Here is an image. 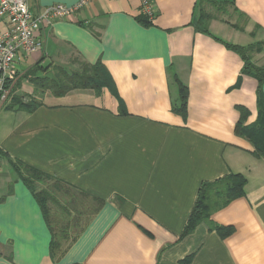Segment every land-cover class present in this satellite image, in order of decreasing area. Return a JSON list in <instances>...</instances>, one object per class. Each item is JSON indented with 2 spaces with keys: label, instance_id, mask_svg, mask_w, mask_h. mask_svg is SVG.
Masks as SVG:
<instances>
[{
  "label": "crops",
  "instance_id": "0c3cea01",
  "mask_svg": "<svg viewBox=\"0 0 264 264\" xmlns=\"http://www.w3.org/2000/svg\"><path fill=\"white\" fill-rule=\"evenodd\" d=\"M199 1L153 0L144 24L141 0H87L42 24L41 49L18 54L17 93L42 104L0 109V264H264V155L244 135L259 122L264 81L244 74L234 49L264 40V0H230L251 28L217 18L210 33L196 25ZM72 55L103 64L113 91L36 93L26 75L67 68ZM8 159L51 178L38 187L60 180L88 195L83 231L55 256L43 209ZM231 173L246 193L212 220L234 232L201 223L183 236L202 184Z\"/></svg>",
  "mask_w": 264,
  "mask_h": 264
},
{
  "label": "trees",
  "instance_id": "16d2710c",
  "mask_svg": "<svg viewBox=\"0 0 264 264\" xmlns=\"http://www.w3.org/2000/svg\"><path fill=\"white\" fill-rule=\"evenodd\" d=\"M214 3L213 5L217 6V3ZM217 7L218 9L220 8V6ZM235 10L237 11L236 8ZM217 18L211 13L202 11L198 21H196V25L199 30L210 33V23ZM139 19L144 24L151 23V20L144 15H140ZM255 46V44L248 47L235 46L234 49L242 54L245 60L244 74L255 76L261 83L264 81V64L258 65L252 63L246 55V51H253ZM258 51L262 52V48L260 47ZM50 66H46V77H37L33 71L29 75H26V78H29L30 82L34 84L36 93L46 91V93L50 92L56 97H62L76 89L93 90L96 93H101L105 88L113 91L114 80L108 69L101 63L91 64L83 61V66L77 70H68L63 66H55L52 69L54 72L53 76L48 72ZM19 87L20 84L15 87L9 103L4 108L7 110L19 109L27 112L35 111L42 103L35 96H30V99L26 101V97L17 93ZM186 97V92L181 87V98L183 102L186 100ZM259 102V122L245 130L244 135L254 145L255 154L261 156L264 155V96H260ZM241 128L246 127L238 125L236 129L238 133H241ZM0 153L4 154L1 151ZM8 160L21 178L33 189L35 197L43 209L45 219L52 233L50 250L52 256H55L62 250L66 243L73 242L83 231L87 221L86 216L90 214V210L86 207V202H83L86 197L88 198V195L78 188L60 180H54V183L46 187H38L36 185L37 182H48L51 178L37 169L21 165L10 159ZM246 184L247 179L238 173H231L216 181L203 183L199 189L198 199L187 220L182 235H188L201 223H206L210 230L217 231L222 237L233 233L235 227L224 226L214 222L212 220V214L224 208L233 200L243 197L246 193Z\"/></svg>",
  "mask_w": 264,
  "mask_h": 264
},
{
  "label": "built area",
  "instance_id": "2783aa9c",
  "mask_svg": "<svg viewBox=\"0 0 264 264\" xmlns=\"http://www.w3.org/2000/svg\"><path fill=\"white\" fill-rule=\"evenodd\" d=\"M86 2L72 6L58 3L34 12L29 0H0V21L6 24L5 30L0 29V109L9 103L14 89L12 73L18 54H29L43 46L39 37L42 24L70 17ZM141 14L149 20L154 18L153 0H141Z\"/></svg>",
  "mask_w": 264,
  "mask_h": 264
},
{
  "label": "rangeland",
  "instance_id": "374dc122",
  "mask_svg": "<svg viewBox=\"0 0 264 264\" xmlns=\"http://www.w3.org/2000/svg\"><path fill=\"white\" fill-rule=\"evenodd\" d=\"M214 2L217 3L216 4L217 6H220L219 9L217 6L213 5V4H215ZM202 11L205 13H211V14L215 15L216 17H218V19H220V20L223 19V20H227V22L234 23L242 29L251 28L249 26L248 19L235 10L234 5L232 4V2L230 0H200L199 5H198L197 21L199 19L200 14L202 13ZM252 31H254V30H252ZM255 45L256 46L254 47L253 51L252 50L246 51V55L250 59V62H252V63L258 62L260 64H263L264 63V40L258 41ZM260 47L262 48V52L258 51V49ZM82 66H83V60L77 55H72L71 60L69 61L68 64H66V67L70 70H77V69H80ZM49 74L51 76H53L54 75L53 70H51L49 72ZM15 85H16V83H15ZM15 85H14V89H15ZM81 99L83 100L82 102H85L86 100H88L83 95H82ZM57 102L67 103V102H69V100L66 98L65 99H58ZM38 184H41V182L36 183V185H38ZM52 206L54 207V205H52Z\"/></svg>",
  "mask_w": 264,
  "mask_h": 264
}]
</instances>
